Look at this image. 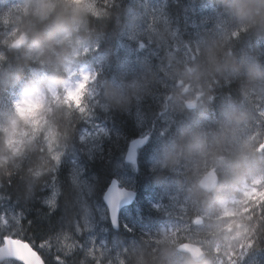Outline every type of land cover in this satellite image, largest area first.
<instances>
[{"label": "trees", "instance_id": "1", "mask_svg": "<svg viewBox=\"0 0 264 264\" xmlns=\"http://www.w3.org/2000/svg\"><path fill=\"white\" fill-rule=\"evenodd\" d=\"M121 1L113 0L111 4L112 6H117L120 11L119 3ZM167 3V9L177 19L181 18L180 24L183 27L181 40L185 41V43L188 42V44L194 41H205V46L198 52L196 49L191 48L189 57L179 62L182 68L186 69L190 66V68L196 69L192 76L187 74L184 79L186 80L187 77H190V80L194 81L195 89L204 93V103L201 107L202 113L196 117L194 116L196 110L188 111L184 109L179 112L167 128V139L165 140L167 143L165 146L170 145L181 131L200 132L206 135L208 139H212L213 136L220 133L230 135L227 130V122L222 120V116L224 115L226 100L231 99L237 104L243 102L244 109L247 107L249 123L253 129L259 125L258 129H254L259 132V136L252 138L251 146L256 149L258 158H264V115L261 114L264 108V26L246 24L245 30L238 29L236 35L227 37L225 43L220 45L218 41H212L210 36L198 33L196 27L201 28L200 24H193L191 15L195 13L191 12L186 0H168ZM222 9L223 11L226 10L225 5L217 8V10ZM127 13V9L122 16L118 12L116 17H112L115 20H111L106 24L101 21H95L90 30V39L102 40L103 42L104 52L109 58L107 65L109 77L107 81H112L121 72L127 73L130 69H134L138 74H142L140 76H147L151 80L149 91L136 101L139 104H147L149 106L147 113L145 112L147 118H149L148 123L155 124L159 118L160 105L164 104V100L167 101L169 95L172 96V85L171 83L168 84L169 75L161 69L158 62H155V57H153V62L151 63L140 62L139 64L130 63L132 56L129 53H127L125 59H122L124 54L123 43L127 46V50L129 47L124 29L127 22ZM232 15L228 10L224 14V18ZM201 16L202 14H200L199 20ZM118 19L119 21H117ZM228 23H230V20ZM96 28L103 31L113 29V32L104 35ZM11 53L18 54L12 63L14 67L23 64L22 56L19 55L21 52L13 53L11 51ZM210 53L215 54L218 69L216 71L207 70V57ZM178 55L183 56L182 50L178 51ZM163 63H168L167 52ZM174 66H176V63ZM250 68L258 69L259 75L255 79L250 78ZM28 75V71L25 69L22 73V79H27ZM198 83L202 85L203 89L198 87ZM99 88L98 97L100 100L105 101L103 98L104 89L101 85ZM175 97L182 101L183 95L175 91ZM133 102L126 108L111 107L110 112H103L101 109L98 111L100 117L106 120L110 126L122 125L125 129V131H121L118 134L120 137L116 141L112 143L109 141L108 147H112L110 154L107 152V147L103 140L100 143V150H97L94 154V162H90L89 159L85 160L88 172L94 175L92 182L94 187L93 197L98 201H101V193L106 189L117 169L115 168L116 160L124 145V140L135 135L138 131L134 116H137L139 106L136 104L134 107ZM256 118L259 119V123L255 122ZM82 124L83 122L79 117L67 125V127L73 129L71 137L65 138L61 136V140L66 143H77L83 149L84 142L80 139ZM164 125L165 123H162V126ZM64 130L65 128L62 127L61 131L63 132ZM230 149H236V147L231 146ZM145 163L142 158V164L135 176L139 197L137 203L130 208L131 220L136 224V227H140L141 231L148 229L149 225L158 227V225L168 223L172 225L173 229L169 238L171 242L164 246L161 243L162 241H157V246L153 249V253L152 248L149 253L153 254L158 264H188L189 256L176 252L174 247L177 242L192 240L202 244L208 250L207 257L199 264H217L219 258L214 252V246L224 240L226 230L219 233L215 232V226L220 221L215 219L216 206L203 202V199H207L208 195L202 196V200L198 199L191 204L195 197L193 189L196 188V177L193 171L172 167L152 171L148 170ZM23 165L26 167L29 165L34 167L41 165L43 168H49L48 159L39 156L38 153H34L33 159L18 165L15 173L10 177L1 174V191L9 194L12 198L14 197L12 191L18 188L17 185L19 183L22 184L21 178H24L22 172L26 169L23 168ZM53 175L61 188L57 205L53 211H50L40 203L46 192L33 193L31 201L28 203L29 205H26L27 208H30V211L27 213V209H25L28 218H26L27 237L30 239L52 238L53 245H59V250L55 251L65 252L63 239L70 232L69 226L75 223L72 219H68L69 225L63 223L65 217L61 207L68 209L73 205L71 215L80 216L79 201L76 196L78 193L77 188L70 179L69 167L67 170L65 164L55 173H48L38 179L35 183L36 188H39L43 179L47 182ZM27 179L29 182L32 181V172H29ZM38 188L35 191H38ZM21 190L25 191V185H23ZM73 190L76 191L75 195ZM154 195H160L165 200L168 199L177 210L179 209L178 212L174 211L168 214V212L153 211L149 206V201L150 197ZM35 198H38V201ZM250 205H252V211L250 213L244 212L243 209H247ZM236 210L240 215L233 217V219L237 220L245 228L243 234L240 237H236V252L232 256L230 264H264V189L253 202L244 204L243 208H236ZM194 212L196 216H203L202 221L198 224L196 221L194 223ZM247 215H252L253 219L251 221L245 220L244 216ZM129 240L128 237L124 239L125 244H130ZM70 258H73L74 262L79 264H93L96 261L91 254L83 251L74 252ZM52 264H62L60 254L54 256Z\"/></svg>", "mask_w": 264, "mask_h": 264}, {"label": "clouds", "instance_id": "2", "mask_svg": "<svg viewBox=\"0 0 264 264\" xmlns=\"http://www.w3.org/2000/svg\"><path fill=\"white\" fill-rule=\"evenodd\" d=\"M227 6L238 20L264 26V0H228ZM106 16L108 12L102 0H22L3 17L4 23L16 24L5 43L21 52L23 64L0 65V97L10 94L22 81L25 69L29 75L7 104L0 99V174L13 175L7 165L34 149L41 137L49 152L60 136L71 137L73 129L67 125L86 112L96 90L95 74L77 72L76 65L88 51L91 19ZM3 59L0 54V60ZM207 64L208 71L218 70L214 53L207 57ZM195 71L189 68L186 73ZM249 75L255 79L258 69L250 68ZM150 84L147 76L101 82L103 98L107 106L114 108H126L134 99L139 100L149 91ZM226 144L224 133L208 139L200 132L181 131L165 146L160 160L165 168L187 161L194 171L213 172L216 182L208 190L207 199L200 197L202 188L199 192L193 189V195L202 198L205 204L216 206L217 221H227L215 226L217 233L231 231L233 225L241 227L233 219L240 215L233 205L249 204L248 186L264 182V158H258L256 149L249 143L236 149ZM32 175L39 176V169ZM243 211L250 213L252 205ZM244 219L251 221L253 217L247 215ZM8 223L6 218L0 219V226ZM188 255V264H199L206 253L196 247ZM5 257L21 264H41V257L14 229L0 236V261Z\"/></svg>", "mask_w": 264, "mask_h": 264}, {"label": "rangeland", "instance_id": "3", "mask_svg": "<svg viewBox=\"0 0 264 264\" xmlns=\"http://www.w3.org/2000/svg\"><path fill=\"white\" fill-rule=\"evenodd\" d=\"M21 2H22V0H12L11 4L9 6H4L0 10V20L4 25L7 26L5 32L2 31V34H4V37H3L4 42L7 39H9L8 34L11 31V29L16 26V24L12 21H10L7 24L4 23L3 17L7 13H11L12 10L15 8V6ZM187 3H188V1H187ZM167 6H168V3H167ZM136 7L138 10L133 9L130 12H129V10L131 9V7L127 8V10H128L127 22H126L124 29H125L126 35L128 37H130L131 39H133L135 42H137L138 49H145L146 47H152L153 43H159L160 44L161 42H167L169 44L168 47L170 49V47H173L172 42H170V38L175 40L176 42H178L176 40V37L178 36V32L174 27V24H177L176 21L178 19L173 15V13H171L167 9L169 11V13L173 15L174 21L169 17L168 13L165 10L166 9V1L165 0H156L155 2H153L150 5L145 4V5H140V8H139V6H136ZM190 8H191V12L195 13V14L191 15V17H193V24L196 25L197 23H199L200 12L202 14L204 12H203V10L197 11L194 7H190ZM119 13H120V15H123L124 12L122 10H120ZM114 15L116 17L117 12ZM104 18L107 19V16ZM102 23L106 24V23H108V21H103ZM244 25H245V22H244ZM127 26H128V28H127ZM96 29H98V28H96ZM98 30H100V29H98ZM100 31L104 35H106L108 33L111 34L113 32V29H108L107 31H103V30H100ZM199 33H200V31H199ZM208 34L210 35V39L212 41L221 40L220 38H218V36H219L218 30L216 32V35L212 34L211 31H208ZM194 43L196 44V45H194V49H196L197 52L200 51L201 49H203L202 48L203 47V41H199V42L194 41ZM204 44H205V41H204ZM178 45H180V44H178ZM183 47L186 48L187 51H185L186 56L183 55L180 57V62H182L183 58H188V56L190 55L189 54L190 52H189L187 45L185 44ZM0 54H1V52H0ZM123 55H126L125 51H124ZM168 59L171 60L170 57ZM3 60H0V65H2ZM152 60H153V53H149L148 59L146 62L151 63V62H153ZM11 66H13V65L11 64ZM130 70H132V71H129L128 73L122 75L121 77H124L126 75L140 76V75H138V73L133 72L134 69H130ZM76 71L89 73L87 68L84 65H82V62H79V61L76 65ZM169 73H171L170 75L174 74L172 77H174L175 79H181L185 74V68L181 69V68L175 67V68H172L169 71ZM121 77L118 78L117 81H119L121 79ZM23 80H25V79H22L21 82H23ZM190 86L191 85H188L186 88H184V91L189 90ZM173 88H175V85L173 86ZM14 93H16V92L12 88L10 94L3 95L2 97H0V99H2L4 104H7L8 100L11 99V95H13ZM201 104H202V102H201ZM180 108H181V106H180L179 102H177V100L172 102V99H171L170 103L166 106V111L163 114V117H162L163 122L168 121V124H170L173 121L176 114L179 113ZM237 108H238V106H236L235 104H231L230 107L227 108V110L224 113L225 118H226V122H227V130L230 133V135L232 136V138L234 139V142H231L230 135L226 133V136H227L226 146L227 147L228 146H234V147L238 148L240 145H242L244 143L251 144L252 137L254 135L253 134L254 129L252 128V126L249 123V120L247 119L248 113L246 111H244L243 107H241L240 108L241 113L239 114ZM84 115L88 119V123L90 126L95 124V121L91 119V117L87 114V112H85ZM236 117H239V118L237 119ZM255 120H256L255 122H258L259 119L256 118ZM255 122H254V124H255ZM101 133H102V129H100L99 127H96L95 129H91V127H88L86 129V136L91 141L98 139L100 137ZM95 147L96 146L92 144L90 151L94 150ZM61 149H62V147L60 145H58V143H54L53 148H52V154L56 160H59L62 157V150ZM68 152H69L68 161L71 164V176H72V179L74 181L75 186L77 187L78 198H79V201L81 203V205H79V208L82 209V214L80 217V219L82 221H77L79 234L83 238V240L87 242V246H88V249L91 252V254L94 257L98 258L100 255L110 252V245L106 244L105 240L100 235V233H103V229L105 227V225H104V222L106 220L105 211H104V208L100 204H98L96 201L92 200V194L94 191V187L92 185V182H93L94 175L92 173H89V172H87V174L85 173V165L80 161V156L78 155L77 151L74 148L68 149ZM88 159L90 162H94L93 157L89 154H88ZM40 160H42V159H40ZM156 164L161 165L160 161L156 162ZM29 168H31V165H29L27 167V169H29ZM90 168L93 169L91 166H90ZM115 168H118V165H116ZM27 169L23 170V172H22V176L24 178L23 179L21 178V180L24 181V184L19 183L17 185L18 188L12 191L13 196L15 194H17L14 197L20 203V208H22V210L24 212H25L24 206H26L31 201L29 199H31L33 196L32 192H34V190H36L38 188L37 187V188L32 190L27 186V189H26V185L29 182L27 179L29 171ZM102 169H104V167H102ZM25 179H27V180H25ZM124 180L126 181L128 179L124 178ZM37 181H38V179L35 176L31 182L36 183ZM49 184L50 183H47L48 187L51 186ZM23 185H25V189H26L24 192L21 191V188L23 187ZM251 187H252V185L250 184L246 190L250 194H253L255 189H253ZM38 191L46 192L47 190H41L40 188H38ZM22 192H23V194H22ZM73 192L75 195L76 191L73 190ZM29 196H30V198H29ZM5 201L7 202L8 200L5 197L0 196V216H2V217H0V219L6 218L9 221L10 218H18V216H16L17 212H16L15 206H13L9 201L7 203ZM5 203L7 205H5ZM9 204H11V205H9ZM72 207H73V205H71V207L68 209H66V207L65 208L61 207L62 212H63L64 217H65L63 223L66 225H69L68 219H72L75 223L77 218H78V216L75 214L71 215ZM28 211H30V208H27V213H28ZM8 225H9V223L7 225H4V226H8ZM72 226L73 225H70L69 228ZM6 231H8L7 227H6ZM104 233H105V231H104ZM2 235H3V231L0 230V236H2ZM84 241H83V243H84ZM58 248H59V245H55V246L53 245L54 251L57 250ZM145 248H146V246H145ZM220 248L218 247L217 250H219ZM227 248H229V247H227ZM143 249L144 248L141 246L138 249L134 248L133 246H130V248L125 249V251L120 249L119 251L115 252V257L112 258V261L114 262V264H158L156 259L153 256V254L149 253L148 250H146V249L143 250ZM68 250H69V248H68ZM130 253L132 254L133 257L130 256V258L129 257L127 258V255ZM147 253H148V255H146ZM127 259H128V261H127ZM225 262H226V258H223V259H220L218 261V264H225ZM9 264H12V263H9Z\"/></svg>", "mask_w": 264, "mask_h": 264}, {"label": "water", "instance_id": "4", "mask_svg": "<svg viewBox=\"0 0 264 264\" xmlns=\"http://www.w3.org/2000/svg\"><path fill=\"white\" fill-rule=\"evenodd\" d=\"M187 107H193L195 106L194 103L191 102H186ZM133 147V146H132ZM216 182V177L213 174V172L210 170L201 180H200V186L203 187L204 189L210 190L214 184ZM123 190V189H122ZM117 194V192L111 191V196L112 198L108 200V202L110 203L111 207H113V203L115 204L116 202H118L119 205V199L121 198V192H120V197H115L113 198L115 195ZM123 197V196H122ZM125 197V196H124ZM135 197V193L134 191L128 190V198H126V204L130 203ZM113 201V203H112ZM123 205V204H122ZM121 207V206H120ZM117 210V208H116ZM199 247L202 248L196 244H192V243H186V244H182L179 248H181L183 251L189 252L190 250ZM203 259V258H202ZM201 259V260H202ZM39 260H37L38 262Z\"/></svg>", "mask_w": 264, "mask_h": 264}, {"label": "bare ground", "instance_id": "5", "mask_svg": "<svg viewBox=\"0 0 264 264\" xmlns=\"http://www.w3.org/2000/svg\"><path fill=\"white\" fill-rule=\"evenodd\" d=\"M127 12H128V10H127ZM246 24H248V23H245V26H246ZM199 29H201V28H199ZM125 33H126V32H125ZM123 44H124V48H123V49H124V51L126 52V55H127V53H128L127 46L125 45V43H123ZM128 44H129V43H128ZM219 44L222 45L221 42H220ZM126 55H123L122 59H125V57H127ZM119 57H120V56H119ZM119 57H118V58H119ZM147 59H148V54L145 55V56H141V57L134 56V58H133L132 60H130V63H131V64H139L140 62H146ZM185 59H186V58H183L182 61H184ZM12 65H13V64H12ZM13 66H14V65H13ZM129 71H132V70H129ZM129 71H128V72H129ZM128 72H127V73H128ZM133 72L137 73V72L134 71V70H133ZM124 74H126V73H125V72H124V73L121 72V73L119 74V76L116 77V78L113 79V80H118V78H120V77H121L122 75H124ZM138 75H142V74H138ZM25 80H26V79H25ZM65 165H66V169L68 170V164H65ZM46 169H47V167H46V168H43V167H42V170H43V171L46 170ZM116 171H117V169L115 170V172H116ZM33 177H34V176H33ZM22 179H23V178H22ZM25 180H27V179H25ZM28 181H29V180H28ZM13 182H14V181H13ZM47 183H50L49 185H52V180L49 178V179L47 180ZM15 184H16V183H15ZM15 184H14V185H15ZM22 184H24V181H23V180H22ZM27 186H28V187L31 186V182H28V183H27V185H26V189H27ZM9 188H10V187H9ZM12 188L14 189V187H12ZM29 188H30V187H29ZM26 189H25V190H26ZM10 190H11V189H10ZM19 190H20V189H19ZM19 190H18V191H19ZM21 191H22V190H21ZM7 192H8V191H7ZM26 192H27V191H26ZM37 192H40V191H35V192H32V193H37ZM40 193H41V192H40ZM22 194H23V192H22ZM15 195H17V194H15ZM15 195H14V196H15ZM26 195H27V194H26ZM26 195H25V196H26ZM30 195H31V194H30ZM22 197H23V196H22ZM47 197H48V191H46V195H45L44 198H47ZM14 198H15V197H14ZM24 198H25V197H24ZM29 198H30V196H29ZM44 198H43V199H44ZM21 199H22V198H21ZM25 199H26V198H25ZM35 199L38 201V198H35ZM29 200H30V199H29ZM1 201H2V200H1ZM3 202H4V201H3ZM5 202H6V201H5ZM7 202H8V201H7ZM7 202H6V203H7ZM24 202H25V201H24ZM6 203H5V205H7ZM9 205H11V204H9ZM9 205H8V206H9ZM28 205H29V204H28ZM21 206H22V205H21ZM25 209H27L26 206H24V210H25ZM25 213H26V210H25ZM27 219H28V218H27ZM25 224H26V222H25ZM33 229H34V228H33ZM33 233H34V232H33ZM58 250H59V248H58ZM64 250H65V248H64Z\"/></svg>", "mask_w": 264, "mask_h": 264}, {"label": "snow or ice", "instance_id": "6", "mask_svg": "<svg viewBox=\"0 0 264 264\" xmlns=\"http://www.w3.org/2000/svg\"><path fill=\"white\" fill-rule=\"evenodd\" d=\"M49 204H51V201H49ZM113 211H114V209H113ZM32 247V246H31ZM42 247H43V245H42ZM32 249H33V247H32ZM36 252V251H35ZM37 253V252H36ZM38 255V254H37Z\"/></svg>", "mask_w": 264, "mask_h": 264}]
</instances>
